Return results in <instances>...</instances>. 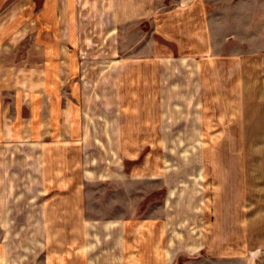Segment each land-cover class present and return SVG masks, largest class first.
Returning <instances> with one entry per match:
<instances>
[{
    "label": "crops",
    "instance_id": "crops-1",
    "mask_svg": "<svg viewBox=\"0 0 264 264\" xmlns=\"http://www.w3.org/2000/svg\"><path fill=\"white\" fill-rule=\"evenodd\" d=\"M81 2L0 0V264H169L172 242L198 247L123 203V155L198 139L214 114L264 137V0ZM165 164L145 170L168 201Z\"/></svg>",
    "mask_w": 264,
    "mask_h": 264
},
{
    "label": "rangeland",
    "instance_id": "rangeland-1",
    "mask_svg": "<svg viewBox=\"0 0 264 264\" xmlns=\"http://www.w3.org/2000/svg\"><path fill=\"white\" fill-rule=\"evenodd\" d=\"M79 3V8L83 9L81 0ZM79 13L80 22L75 15L72 29L81 33L82 21L86 18L82 19L83 10ZM141 29L146 31L149 27L143 24ZM155 40L163 44L157 36ZM164 44L170 48L169 44ZM83 47L97 49L93 45ZM170 49L175 50L173 45ZM213 117L216 120L205 125L198 139L145 140L147 143L135 158L123 155L121 177L128 180L124 182L127 185L123 190V203L129 202L131 191L134 201L129 204H136L132 210L135 209L133 215L138 219L166 214L173 231L175 221H181L178 229L186 233L188 244L194 240L198 248L179 251L172 242L169 264H264V137H241L246 134L241 124L227 132L221 118L215 114ZM252 126L258 128L259 124L252 123ZM259 132L252 130L251 134L264 136V130ZM166 147L170 154L164 155L161 151ZM154 148L160 154H148ZM147 162L149 171L152 164L166 163L167 178L173 185L169 202L163 177L149 175L145 170ZM135 165L140 166L138 175L133 169ZM160 204H164L165 209H161ZM185 224L187 230H184ZM195 226L201 232L192 237L189 232H195ZM171 237L177 240L174 234Z\"/></svg>",
    "mask_w": 264,
    "mask_h": 264
}]
</instances>
